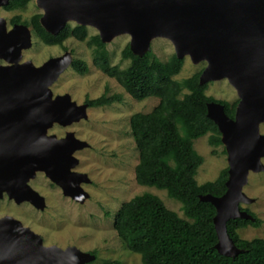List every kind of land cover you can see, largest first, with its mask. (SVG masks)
Returning a JSON list of instances; mask_svg holds the SVG:
<instances>
[{
    "label": "water",
    "instance_id": "obj_1",
    "mask_svg": "<svg viewBox=\"0 0 264 264\" xmlns=\"http://www.w3.org/2000/svg\"><path fill=\"white\" fill-rule=\"evenodd\" d=\"M41 9L40 26L56 34L67 21L97 30L101 42L119 34L129 36L128 47L135 55L149 49L154 37L169 40L177 58L188 56L192 63L204 61L199 83L225 78L238 98L233 117H228L219 102H206V117L216 126L226 155L225 190L219 196L199 195L214 207L212 224L216 235L215 250L234 256L238 249L226 232V221L252 219L239 208L252 198L242 192L249 171H264V134L258 132L264 121V0H35ZM7 0H0V6ZM30 33L22 24L6 29L0 17V96L9 101L10 115H43V123L61 124L85 117L86 104L77 105L68 94L49 100L47 86L69 65L68 53L52 57L39 66L30 61L19 63L20 51L29 47ZM11 100V101H10ZM13 101H16V103ZM53 108V110L51 109ZM58 108V110H57ZM48 117H51L50 119ZM80 149L86 142L68 134ZM67 142V138L61 140ZM60 141V142H61ZM24 158L33 155L24 147ZM68 165H76L70 157ZM67 166V167H68ZM59 170L49 174L74 201L82 202L87 193L80 183L89 179L81 172ZM95 258L74 246H45L41 238L10 217L0 218V264H85Z\"/></svg>",
    "mask_w": 264,
    "mask_h": 264
},
{
    "label": "trees",
    "instance_id": "obj_2",
    "mask_svg": "<svg viewBox=\"0 0 264 264\" xmlns=\"http://www.w3.org/2000/svg\"><path fill=\"white\" fill-rule=\"evenodd\" d=\"M26 1L7 0L3 7L22 8ZM30 27L47 44H60L67 37L82 40L87 35L85 26L68 24L56 34H50L39 25L38 14L32 17ZM88 38L86 44L91 47V62L96 68L112 77L133 100L156 99L150 110L128 117L129 133L137 150L133 179L138 185L164 190L180 204L182 212L178 216L152 193L136 194L123 201L113 217L112 227L117 238L128 251L139 255L141 264H264V239H244L236 232L247 225L261 224L260 219L241 205L239 208L252 219L226 221V232L238 249L237 254L224 256L214 248V207L198 196L221 195L225 190L227 167L213 180L198 184L194 179L202 156L194 150L193 140L207 133L210 146L221 144L215 124L206 117V102H219L224 113L232 118L238 99L228 106L225 101L206 95V83L198 82L201 69L179 80L173 78L183 64V58H177L174 53L159 60L150 49L135 55L125 44L120 58L127 63L119 68L109 65L105 44L97 34H90ZM71 66L78 74L88 70L87 64L79 59L73 60ZM119 101L120 94L104 92L87 103L95 107ZM103 264L120 262L111 260Z\"/></svg>",
    "mask_w": 264,
    "mask_h": 264
},
{
    "label": "rangeland",
    "instance_id": "obj_3",
    "mask_svg": "<svg viewBox=\"0 0 264 264\" xmlns=\"http://www.w3.org/2000/svg\"><path fill=\"white\" fill-rule=\"evenodd\" d=\"M38 11L40 10L34 1L30 0L23 9L7 12L0 9V17L4 19L8 29V19L12 15L17 14L26 19ZM86 28L88 34H97L95 28ZM29 39L30 45L21 51L20 59L29 60L33 65L61 52L54 46H41L34 35L30 34ZM128 42L127 34L116 35L105 42L109 65H117L119 68L126 65L127 60L120 58V51ZM64 45L67 49H72L71 56L86 62L88 70L78 74L67 66L56 78L54 87L57 91L70 95L77 105L86 97L93 99L104 92L106 95L120 94L121 101L85 109V117L68 128L74 131L77 139L87 144V148L74 154L79 161L74 170L86 174L89 179L88 184L82 186L87 196L82 202H77L60 193H50L47 206L41 212V219L38 217L39 213L33 210L27 215L32 222H36L37 233L44 245L52 244L62 249L74 246L83 252L94 251L95 259L85 264H103L111 260H118L120 264H141L139 255L125 248L112 227L113 217L121 203L136 194L149 192L156 195L166 208L182 216L180 204L164 190L138 185L133 179L137 150L129 133L128 117L135 112L150 110L156 99L149 97L133 100L112 77L106 76L92 64V51L83 42L69 37ZM149 49L159 60H164L173 53L172 44L162 37L152 38ZM204 66V61L192 63L188 56H183V64L173 78L179 80L188 77ZM204 93L213 99L225 101L228 106L238 99L234 88L225 78L207 81ZM59 131L62 132L61 129ZM258 132L264 134V121L259 123ZM207 136L206 133L193 140L194 150L202 156V163L194 176L198 184L213 180L220 170L227 167L223 145L210 146ZM260 161L264 165V156ZM242 192L252 198V201L240 205L260 219L261 224L258 227L247 225L236 232L244 239H264V171H249ZM16 210L18 211L17 208Z\"/></svg>",
    "mask_w": 264,
    "mask_h": 264
},
{
    "label": "flooded vegetation",
    "instance_id": "obj_4",
    "mask_svg": "<svg viewBox=\"0 0 264 264\" xmlns=\"http://www.w3.org/2000/svg\"><path fill=\"white\" fill-rule=\"evenodd\" d=\"M29 1L30 0L26 1L24 7ZM33 1L35 6L40 11L32 13L26 19L21 18L17 14L12 15L8 19V29H10L13 24L25 25L28 28L29 33L37 38V41L41 46H54L61 50L60 54L48 56L41 63L34 66H39L49 58L58 57L64 53H68L70 58L68 66L74 71L71 63L73 60L79 58L71 56L72 49H67L64 45V41L69 37L62 40L60 44H47L43 42L40 37L31 29L30 25L32 17L38 14L39 23V17L41 15V9L36 5L35 0ZM24 7L15 9H23ZM0 9L6 12L15 10H7L3 6H0ZM15 19H18L19 22H16ZM70 23L73 24L70 25ZM65 24H68L71 27L78 25L73 21H67ZM89 35L90 34L87 33L86 37H84L82 40H77L73 37L70 38L78 42H83L86 48L91 49V47L87 46L86 44L87 40L89 39ZM24 61L29 60L19 59L18 62L21 63ZM5 64V61L0 59V65ZM55 82L56 79L47 86L50 92L49 100L51 101H53L56 96L67 94L65 92L57 91L54 87ZM68 96L69 100L74 102V99H72L70 95ZM87 100L91 99L86 97L82 103L78 105L86 104L85 109L91 108L92 106L88 105ZM14 102L16 103V101H13V103ZM7 103H9V101L5 99V97L0 96V218L10 217L13 220L18 221L22 227L27 228L39 236L37 233L36 222H32V220L29 219L30 217H28L27 213L32 210L33 212L36 211L39 213V219H41V212L47 206V199L50 193H60L61 196L71 199L62 193L59 185H57L50 178L49 174L53 175L61 170L63 172L62 175L69 178L67 174L68 172H79L74 170L75 166H77L79 163L74 154L75 152L83 150L87 147L72 149L71 152L67 151L70 146L74 145L73 142H69L68 134H71L73 138H76L74 131L70 129L68 130V128H70L72 124L75 123V121H71L67 124H61L57 120L51 119L49 122L43 123L45 119V116L43 115H10L8 114L9 110H7V107L5 108L3 106ZM51 109L53 110V108ZM48 118L50 119L51 117ZM60 129L62 132L59 131ZM66 138L67 142L61 141ZM24 147H28L31 153H33V155H29L26 160H23L24 158L22 157L24 154ZM70 157L76 158L77 160L76 165L73 167L68 166L71 162ZM85 184L88 183L81 182L79 185L82 188V186ZM41 242L43 244V240H41ZM89 253L96 257L94 251H89Z\"/></svg>",
    "mask_w": 264,
    "mask_h": 264
}]
</instances>
